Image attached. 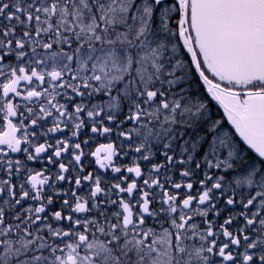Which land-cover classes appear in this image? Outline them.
<instances>
[{"label": "trees", "instance_id": "obj_1", "mask_svg": "<svg viewBox=\"0 0 264 264\" xmlns=\"http://www.w3.org/2000/svg\"><path fill=\"white\" fill-rule=\"evenodd\" d=\"M154 1L0 0V264H264V163Z\"/></svg>", "mask_w": 264, "mask_h": 264}, {"label": "water", "instance_id": "obj_2", "mask_svg": "<svg viewBox=\"0 0 264 264\" xmlns=\"http://www.w3.org/2000/svg\"><path fill=\"white\" fill-rule=\"evenodd\" d=\"M193 1L192 20L197 40L215 71L233 83L264 79V0H233L225 12L230 18V36H221V32L213 28V23L206 22L218 18L217 9L209 8L205 0ZM204 23L212 26L211 34L201 28ZM181 38L186 45V39ZM193 53L198 64L194 49ZM210 83L215 92L213 99L222 106L230 125L264 160V95L252 98L249 107L242 113L229 98L232 96L220 97L215 84Z\"/></svg>", "mask_w": 264, "mask_h": 264}, {"label": "flooded vegetation", "instance_id": "obj_3", "mask_svg": "<svg viewBox=\"0 0 264 264\" xmlns=\"http://www.w3.org/2000/svg\"><path fill=\"white\" fill-rule=\"evenodd\" d=\"M205 1L209 5V8L214 10L217 9L218 12L217 19L215 18L213 21H206V22L213 23V28L218 29V31L221 32L220 33L221 36H230L232 34V31L230 29V18L225 14V12H227L229 10V6L233 4V0H208V2L207 0ZM192 2L193 0H188L189 11ZM201 28L204 30V32L211 34V28H212L211 25L204 23ZM251 91L253 92L252 94H257L260 92H264V88L253 89Z\"/></svg>", "mask_w": 264, "mask_h": 264}, {"label": "rangeland", "instance_id": "obj_4", "mask_svg": "<svg viewBox=\"0 0 264 264\" xmlns=\"http://www.w3.org/2000/svg\"><path fill=\"white\" fill-rule=\"evenodd\" d=\"M154 1V0H153ZM156 5V3H155V1L153 2V3H150V4H148V6H147V8L149 9V15H148V17H147V20L150 22V20L152 21V23H153V26L155 25H157V26H159L160 25V23H161V18H160V16H158V19L156 18H151V14H152V11H153V8H154V6ZM167 10V9H166ZM165 10V11H166ZM170 15V12L168 13V16ZM167 20H168V22H169V17H167ZM167 24H169V23H167ZM166 24V25H167ZM146 41V43H148V48H150V45H149V43L151 42V40L149 39V38H147V40H145ZM151 49V48H150ZM140 52V51H139ZM202 64H204L203 63V61L201 60L200 61ZM232 88H234V89H237V90H245V91H251V90H253V89H259V88H264V84H260V85H258V86H249V85H246V86H243V87H232ZM238 100H240V99H238ZM13 132H11V134H12ZM101 245V244H100ZM104 256H107V255H104ZM79 259V258H78ZM36 261H38L37 259H35ZM71 262H73V263H76V264H90L89 262H87V261H80V260H74V259H72L71 258V260H70ZM109 263V264H116V262H117V259H115V260H113V261H106V263ZM105 263V264H106Z\"/></svg>", "mask_w": 264, "mask_h": 264}]
</instances>
